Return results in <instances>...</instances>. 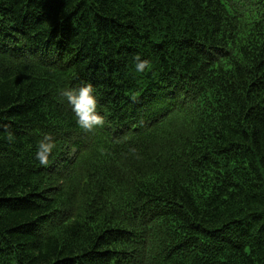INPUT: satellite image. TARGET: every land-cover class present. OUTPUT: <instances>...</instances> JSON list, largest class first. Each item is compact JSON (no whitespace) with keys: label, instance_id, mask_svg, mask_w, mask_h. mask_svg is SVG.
<instances>
[{"label":"trees","instance_id":"obj_1","mask_svg":"<svg viewBox=\"0 0 264 264\" xmlns=\"http://www.w3.org/2000/svg\"><path fill=\"white\" fill-rule=\"evenodd\" d=\"M0 264H264V0H0Z\"/></svg>","mask_w":264,"mask_h":264},{"label":"clouds","instance_id":"obj_2","mask_svg":"<svg viewBox=\"0 0 264 264\" xmlns=\"http://www.w3.org/2000/svg\"><path fill=\"white\" fill-rule=\"evenodd\" d=\"M145 66L146 62H140L137 64V69L142 71ZM64 95L72 105L73 111L78 118V123L82 128L90 131L94 126L103 123L102 117L96 113L97 101L91 85H84L78 89H70L64 92ZM51 141L52 137L46 135L44 139L39 142L36 159L42 165L47 164L49 156L54 148V144Z\"/></svg>","mask_w":264,"mask_h":264}]
</instances>
